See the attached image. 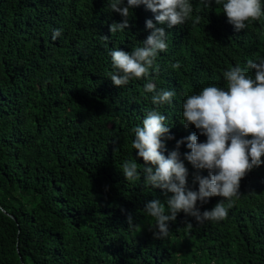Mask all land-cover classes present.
<instances>
[{"label": "trees", "instance_id": "1", "mask_svg": "<svg viewBox=\"0 0 264 264\" xmlns=\"http://www.w3.org/2000/svg\"><path fill=\"white\" fill-rule=\"evenodd\" d=\"M190 3L199 23L157 24L168 49L150 79L176 92L158 109L174 137L164 141L165 156L190 134L207 139L182 122L188 95L211 84L226 89L225 71L264 58V16L237 32L215 0ZM156 14L133 7L129 28L112 34L109 26L124 17L109 0H0V264H264V164L241 179L225 219L199 224L181 211L165 238L154 235L156 220L144 208L172 194L146 186L142 171L135 181L123 174L126 160L143 168L133 129L156 106L148 79L114 85L110 52L143 46ZM186 143L180 158L198 191L194 175L209 173L184 158ZM221 199L197 207L211 210Z\"/></svg>", "mask_w": 264, "mask_h": 264}, {"label": "clouds", "instance_id": "2", "mask_svg": "<svg viewBox=\"0 0 264 264\" xmlns=\"http://www.w3.org/2000/svg\"><path fill=\"white\" fill-rule=\"evenodd\" d=\"M212 0H204L205 7H210ZM109 0L112 11L124 17L123 22H113L109 26L112 34L129 28L128 17L133 7L145 5L155 15V21L146 20V28L151 33L143 41V46L135 47L131 52L113 49L110 52L113 71L110 79L116 86H124L133 79H148L144 85L146 92L153 93L152 103L156 106L148 111L142 120V126L133 129L135 138L132 147L145 162L142 170L135 161L126 160L121 169L127 181L140 178L141 171L146 186L165 190L164 203L159 199L145 205L146 212L156 220L154 233L158 238L169 235L167 222L175 221L177 214L183 211L195 217L199 224L205 221L219 222L228 215L233 206V198L239 197L240 182L254 167L264 164V58L258 61L249 59L246 67L237 64L223 73L227 87L215 84L204 87L198 94L188 95L182 105V122L185 127L194 125L202 135L207 137L200 142L196 134L176 141V147L167 156L165 139H173L167 126L168 117L162 114L159 106L171 104L176 96L174 90L157 89L151 81V70L155 67L157 56L168 49L167 35L164 27L169 28L186 23L192 19L199 23L200 15L193 19L194 11L190 0ZM222 5L228 22L237 32L248 27L249 22L260 20L264 16L261 0H215ZM61 34L60 29L53 32V39ZM108 41V37H104ZM173 69H179V61L172 63ZM254 69V76L248 69ZM251 137V138H249ZM186 143L190 151L183 153L184 158L196 169H207L208 175H194L193 183H199L198 191L188 186V169L181 160L180 146ZM213 196L222 197L211 210L203 212L197 202L207 203ZM225 201L227 203H225ZM129 223L132 217H128ZM192 228V224H187Z\"/></svg>", "mask_w": 264, "mask_h": 264}]
</instances>
